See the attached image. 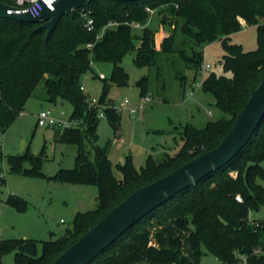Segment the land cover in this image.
I'll list each match as a JSON object with an SVG mask.
<instances>
[{"label": "trees", "instance_id": "1", "mask_svg": "<svg viewBox=\"0 0 264 264\" xmlns=\"http://www.w3.org/2000/svg\"><path fill=\"white\" fill-rule=\"evenodd\" d=\"M0 2L16 6V0ZM147 9L157 11L159 24L174 26L160 50L156 49V32L149 26L151 14ZM82 10L93 18V31L85 28ZM240 19L257 28L255 50L246 52L241 45L230 42L231 35L242 28ZM109 24L115 26L106 28L98 38ZM132 24L144 26L140 34L134 32ZM38 26L0 18V130L10 128L42 83L44 94L40 96L44 101L69 103V119L77 125L60 129L59 141L77 147L75 167L61 169L49 178L62 184L97 187V205L78 213L72 228L55 240L2 241L0 254L13 253L16 264H53L132 193L216 148L232 129L251 92L264 79V0H95L87 8L76 10L74 17L64 15L49 38ZM215 41L222 43V65L232 76L212 72L205 77L202 90L228 117L202 128L186 125L180 133L183 145L175 155L166 153L162 161L150 155L139 170L127 159L117 166L122 174L121 179L117 178L108 158V145L102 147L95 141L101 108L114 129L120 125L121 112L109 94L114 85H128L129 75L121 66L123 59L136 51L134 63L138 68L159 67L162 54L168 58L178 55L186 67L199 72L203 47ZM92 63L113 66L110 78L101 79L98 107L89 105L88 94L81 89V78L92 70ZM137 84L140 97L148 96V80L144 77ZM3 160L0 147V172ZM24 162L30 164V169L23 168ZM9 164L13 172L44 176L40 156L9 157ZM263 165L264 117L249 143L227 166L154 210L91 264H200L203 249L221 264H242L240 256L245 264H264V255L255 254L258 249L264 251V219L249 220L250 213L264 205ZM232 172L237 175L234 177ZM8 201L19 210L26 209L20 199L10 196Z\"/></svg>", "mask_w": 264, "mask_h": 264}, {"label": "rangeland", "instance_id": "2", "mask_svg": "<svg viewBox=\"0 0 264 264\" xmlns=\"http://www.w3.org/2000/svg\"><path fill=\"white\" fill-rule=\"evenodd\" d=\"M150 14L149 26L156 32V49L160 50L163 40L171 34L174 26L159 24L157 11L150 10ZM240 21L242 28L231 35L230 42L241 45L246 52L255 50L256 26H247L242 19ZM108 27L102 29L100 36ZM132 27L134 32L140 34L144 26L137 28L132 24ZM136 43L139 45V42ZM202 52L203 65L209 64L211 67L209 70L201 68L199 72L186 67L178 55L168 58L162 54L159 67L138 68L134 63L136 51L123 59L121 66L129 75L128 85L112 86L109 98L114 100L117 107L128 99V106L136 107L137 111L132 114L128 108H124L117 129L106 119H101L95 141L96 145L102 147L108 145V158L117 178H122L117 166L125 164L127 159H131L139 170L150 155L157 161H162L166 153L175 155L183 145L180 133L186 125L202 128L209 122L228 117L217 109L214 98L202 90L205 77L212 72L218 76H232L231 72H225L222 65L225 50L220 41H215L205 45ZM91 69L81 78V84L89 99L98 100L103 86L100 75L109 79L113 66L92 63ZM144 77L148 80L150 102L139 109L141 97L137 83ZM40 94H44L43 83L25 103L23 112L10 128L6 132L0 130V147L4 154L0 172V244L11 239L55 240L72 228L78 213L93 210L97 205V187L62 184L49 178L61 169L75 167L77 147L59 141V131L63 124H68L71 116V105L60 100L55 104L44 101ZM42 111H49L57 124L40 126L38 114ZM26 154L42 158L41 172L44 176H27L11 171L9 157ZM22 165L24 169H30L28 162ZM231 174L234 177L237 175L235 172ZM10 196L24 201L26 209L19 210L9 202ZM261 218H264V205L258 212L249 215V220ZM154 243L152 237L151 244ZM203 252L200 264H221L204 249ZM0 264H16L14 254H0Z\"/></svg>", "mask_w": 264, "mask_h": 264}, {"label": "water", "instance_id": "3", "mask_svg": "<svg viewBox=\"0 0 264 264\" xmlns=\"http://www.w3.org/2000/svg\"><path fill=\"white\" fill-rule=\"evenodd\" d=\"M48 1L50 4L43 3V10L37 17H33L28 12H17V7L0 2V18L38 24V30L46 31V37L49 38L64 15L74 17L76 10L87 8L95 0ZM112 1L134 2L139 0ZM263 117L264 79L251 92L232 129L216 148L132 193L115 206L99 223L91 226L88 232L60 255L53 264H91L111 244L154 210L182 193L186 188L196 186L206 176L227 166L249 143L260 127Z\"/></svg>", "mask_w": 264, "mask_h": 264}, {"label": "built area", "instance_id": "4", "mask_svg": "<svg viewBox=\"0 0 264 264\" xmlns=\"http://www.w3.org/2000/svg\"><path fill=\"white\" fill-rule=\"evenodd\" d=\"M43 3L50 4L48 0H16V6L15 7H17V9H18L17 12H28L33 17H37V16L40 15V13L43 10ZM147 10L150 11L149 9H147ZM81 17L84 20L85 28L88 31H93L94 26H95V23H94L93 18L90 17V15L85 10H82ZM113 25L114 24H109V26H113ZM134 27L139 28L140 27V24H134ZM101 36L99 35L98 38H100ZM87 46L89 48H91L92 47V44H88ZM210 67L211 66L209 64H204L202 66V69L209 70ZM100 78L101 79H104L105 76L103 74H101L100 75ZM81 89L85 91V89H84L83 86L81 87ZM128 102H129V100L126 99L123 103L120 104L119 107L116 106V110L119 111V112H121L124 108H128V110L130 111V113H132V114L136 113L137 108L136 107H132V106H128ZM148 102H150V98L148 96L141 97V102H140V105H139L138 108L139 109L144 108L145 105ZM89 105L91 107H98V100H96V99H93V100L89 99ZM98 116H99L100 119H106L105 113L103 112V109L102 108H101ZM38 124L40 126H54V125L57 124V121L50 115V112L49 111H47V112L42 111L38 115ZM58 124H59V126H61L60 123H58ZM76 125H77V122L71 121L69 119L68 124L67 123L63 124V127L76 126ZM0 143H1V139H0ZM236 200L239 201V202L242 201V199H241L240 196H237L236 197ZM261 219H264V218H261ZM255 254L256 255H264V251L258 249V250L255 251ZM242 260H244V262H245V258L243 256H242Z\"/></svg>", "mask_w": 264, "mask_h": 264}, {"label": "crops", "instance_id": "5", "mask_svg": "<svg viewBox=\"0 0 264 264\" xmlns=\"http://www.w3.org/2000/svg\"><path fill=\"white\" fill-rule=\"evenodd\" d=\"M193 93H190L189 95H192ZM39 115V114H38Z\"/></svg>", "mask_w": 264, "mask_h": 264}]
</instances>
